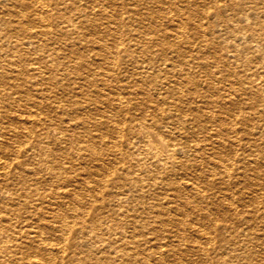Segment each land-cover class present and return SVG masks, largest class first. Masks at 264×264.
Instances as JSON below:
<instances>
[{
  "label": "bare ground",
  "instance_id": "6f19581e",
  "mask_svg": "<svg viewBox=\"0 0 264 264\" xmlns=\"http://www.w3.org/2000/svg\"><path fill=\"white\" fill-rule=\"evenodd\" d=\"M101 1L90 0L84 6L78 0H0V49L5 50L0 54V87L23 93L25 83L50 84V135L45 126L32 129L37 122L32 118L26 134L12 122L0 131L3 150L24 142L10 160L0 157L1 173L7 176L17 168L19 184L28 185L18 190L23 206L50 209V217L59 224L43 226L58 230L68 244L63 256L51 248L55 243L47 247L52 242L42 232L31 234L35 251L48 253L34 257L43 258L41 264H57V259L66 264H264V253L255 257L246 252L235 229L246 209L244 178L264 177L262 160L256 157L264 142L252 136L243 140L236 125L238 118L242 122L239 95L218 86L230 79L227 74L238 73L236 59L251 61L258 54L264 60V0H182L181 8L157 4L156 13H163L174 26L173 37L162 38L136 29L124 38L103 23L93 31L98 34H89L81 14L115 16ZM115 1L125 0H106ZM126 1L130 18L138 12L135 4L145 0ZM42 11L56 20L63 34L70 22L80 39L78 46L45 47L36 39L37 32L25 31L22 17L31 20L35 15L39 25L49 21ZM155 11L148 8L146 16L154 18ZM222 43L228 48L227 62L222 60ZM17 61L22 67L13 71ZM259 91L254 92L253 104L264 100ZM8 93H3L5 100L12 99ZM232 108L227 123L225 115ZM18 153L38 155L37 167L30 170ZM225 178H234L237 185L230 199L219 186L208 193L207 185ZM1 203L14 204L0 197ZM5 213L0 209V241L6 230L13 232ZM84 213L90 216L86 229L77 223ZM256 213L262 216L264 209H255L252 217ZM69 217L75 222L70 224ZM148 225L151 231L144 236L142 226ZM93 228L99 230L101 241L93 253L84 249L92 253L86 254L75 238ZM258 238L264 244V238ZM20 252L19 258H12L33 260L27 250Z\"/></svg>",
  "mask_w": 264,
  "mask_h": 264
},
{
  "label": "rangeland",
  "instance_id": "374dc122",
  "mask_svg": "<svg viewBox=\"0 0 264 264\" xmlns=\"http://www.w3.org/2000/svg\"><path fill=\"white\" fill-rule=\"evenodd\" d=\"M46 1H50V0H46ZM88 1H90V0H78V2H80L84 6L87 3H88V5L90 4V2H88ZM99 1L102 2L101 0H99ZM103 1L105 2V7L106 8L108 7L107 8L108 11L114 12L115 16L114 15L109 16V17L105 16L106 17L105 18L98 13H95V14L89 13V16H83V14L80 13L81 14L80 20H81L83 26L85 27L84 30H86V32H89V34L90 33L91 34H94V33L98 34L99 31H97V32H93V31L100 29L98 27V24L103 23L105 25H109V27H112V30H114L115 32H118V34L119 35L121 34V36L124 38H125V36H127V34L129 32H134L132 29H134V30L136 29V31H139L141 33L142 32L149 33V35L151 34L154 37L160 36L162 38L161 35H166V34L169 35L170 37H173V36H171L170 33H173V27L174 26L172 25V23H170L167 16L163 15V13H160V12H159V14H157L155 10L158 7L157 4L164 3L165 6L168 4H172L175 7L179 5L178 8H181L182 7L181 5H183V3H184V1H182V0H176V1H174V0H145L144 2L135 4L134 7L137 8L139 13L138 12L130 13V18H129V16H127V12L125 11V9L128 5V3H126L127 2L126 0H125L126 2L123 1L122 3L120 1H115L114 3H108V2H106V0H103ZM176 2H179V3H176ZM98 5H99V3H98ZM103 5H104V3H103ZM204 6L207 7L208 10H211V6L209 5V3L208 4L205 3ZM204 6L201 5V7H204ZM31 8L33 10L34 6H31L30 9ZM148 8L151 10H154L155 13L157 14L154 18L146 16L145 12L148 10ZM120 9H122V10H120ZM180 11H178V13L183 12V11H181V12ZM42 12H43V15H46V17L49 18V21L44 23L46 26L45 25H39L40 23L37 21V18L35 17V15H32L31 20H28V18H26V17H22V25L27 27L25 31L37 32L36 39L38 38L40 45L45 46V47L46 46L49 47L52 45L64 47L68 44H76V46H78L77 44L80 43V39L75 34L76 30L74 28L73 29L71 28L72 24L70 22H69L68 27H67L68 28L67 32L65 34H63L64 32L61 33L60 30L58 29V26L56 24V20L54 21V19H51L48 16V14L46 13V11H42ZM167 15H168V13H167ZM171 15L176 17L175 12L172 13ZM152 23H155V26L151 27ZM90 25H95V26H93L94 28H91L92 26H90ZM1 31L2 30L0 29V34L2 33ZM25 31H22V33H24ZM219 48L221 49L220 52H222V54H221L222 60L223 61H226V60L229 61V59H225V57H227L226 50L228 48L224 49V43H222V45H220ZM7 52H8L7 54L12 53V51H8V50H7ZM2 53L5 54V50L0 49V54L3 56ZM11 57L13 60L16 59L15 55H12ZM229 58H231V57H229ZM223 61H221V63ZM226 62H224V63H226ZM233 62H234L233 66L238 65V66H236L238 73L236 75L233 73L227 74L225 77H228L230 79H227V80L223 79L222 82L218 83V86H220V85H221V87L226 86L230 90H236V92L238 93L237 95H239V101L241 104V108L243 110V111H241L242 112V114H241L242 115V120H241L242 122H240V118H238L239 122H237L236 125H237L238 129L240 130L242 137H244L243 140H247L248 137L252 136V137H257L258 140L264 142V100H260L256 104H253V102H252L254 92L256 90H258V91L260 90L259 92H260V95L262 97L264 95V72H263L264 71V60L261 57H259L258 54H255L251 58V61H240L239 59H236V61H233ZM16 63H17V65L12 64V66H11L13 71L22 67V63L20 61H17ZM3 66H5V65H3ZM1 70H2V67L0 66V71ZM29 84L30 83L24 84V87L27 88V90H26L27 92L25 91L23 93H19L18 90L15 88H6V85H5V87H0V131L5 130L9 124V122H12V125H17V123L19 124L17 126L20 127L21 134H26L28 132V130L26 128L29 129V127H27L28 126V120L32 118V119L37 120L36 126L35 127L33 126L32 129H34V128L35 129H43L41 127L45 126L43 130L45 132H47V128H46L48 126L47 118H48V115H50V113H51V108L48 106L49 99H50L49 98V92H48L50 84L47 82V80H43V81L37 80L36 84H34V85H31V84L29 85ZM5 90H7L9 92L8 95H11L12 99L9 98V99L5 100V98H3V93L5 92ZM241 92H242V94H241ZM9 100H12V102ZM9 103H10V105H9ZM37 104H38V106H37ZM24 107H26V108H24ZM233 110H234V108L231 109L230 113H227L225 115L227 123L230 122L229 121V119H230L229 115L231 116L234 114ZM32 111L34 112V114L32 113ZM38 111H40V112H38ZM19 112H22L23 113L22 115H24V116H20ZM25 113H27V114H25ZM29 113L32 114V117L28 115ZM39 113H40V115H39ZM40 118L45 120L44 124L41 123ZM4 135H5V133H4ZM0 138L2 139L4 137H0ZM23 143H24L23 139L20 142H14L13 144H11L8 147L9 150L5 149L6 151L3 150L2 148H0V157L2 158V160H4V158H5V160H7V159L10 160L11 157H13L12 153H15V149L19 148V145L23 144ZM18 154L20 155L19 158L20 159L22 158V161L23 160L26 161L25 165H26V167L30 168V170L32 169V166L37 167L38 155L27 156V155H21V153H18ZM256 157L257 158L259 157L262 160L261 163H262V167L264 168V149L262 151L261 150L258 151V153L256 154ZM46 158H52V154L46 153ZM85 165H88V163H85ZM11 172H12V174L9 173V175L6 176L5 174H2L0 171V193L3 192L2 193L3 196L0 194V197L3 200L7 199V200L11 201L12 204L13 203L15 204V205L13 204L12 207H8V205L3 206V203H1V206H0L2 213L7 211V213H5L6 214L5 215L6 216V222H8L7 225L9 226V228L10 229L12 228V230H13V232L11 234H9V232L6 230L5 232H7V233L4 232L5 233L4 237L2 236V239L0 241L1 242L0 243V264H8V263L14 264L16 261L17 262L15 264H37V263L41 264L40 263L41 260H43V258H45V256L48 255V253L46 251H44L43 249L40 252L35 251V246L32 245V242H31L30 237H29L31 234H35V233L40 234L41 232H42L41 233L42 236L46 237L47 239H49L50 242H52L50 244V246H47V247H51L52 244H54V243L56 244V242L59 243V241H61V243L63 242L62 244L59 243V245H58V243L56 244L58 246V248L60 249L59 251H55V250H57V246L55 244L53 245L54 247L52 246L51 248H54V250L53 249L52 250L54 252H57V254L60 253L63 256H65V254L68 251V244L66 243L67 241L62 239L63 237L61 236V234L59 233L58 230L57 231L56 230L55 231H50V230L47 231L48 229H46L45 226H43L46 224L58 225L59 224L58 220H56L53 217H50L53 213L52 212L49 213L48 210H50V209L46 208L44 205H42L44 207L36 206L33 204L23 206L22 202H23L24 197L19 194L20 191H18V190H20L19 188H21V190L24 188H27L26 186H28V185L19 184V180H21V179L19 178V172H18L17 168L11 170ZM44 177L46 180H49V177L47 175H45V173H44ZM6 179L8 180V182ZM256 182H260L263 185L256 184ZM214 185L215 186L207 185L208 193L216 190V188H218V186H219L220 189L225 191L228 199H230L235 194L236 186H237V185H235L234 178H225V179H223V182H221L220 184H219V182L218 183L215 182ZM45 190H48V189H45ZM45 192H47V191H45ZM249 193H251V194H249ZM230 195H231V197H230ZM243 195H244L245 204H246L243 206V209L244 208H246V209H244V212H242V215H241L242 217H240L241 220L236 219L235 229L237 228L236 231L238 233H241L240 238H241V242H242V245H243L245 251L253 254L255 257H260V255H262V252L264 253V244L261 243V239L258 237L264 238V214L262 216H259V213H256L255 216H253V217H252V214L254 213L255 209H259V210L264 209V177H254L250 174H247L246 177L244 178ZM8 196H10V197H8ZM56 196H58V195H54L53 198H56ZM30 198L33 200L35 198V195L30 196ZM46 198H52V197H51V195L50 196L46 195ZM255 205L257 207H254ZM250 213H251V216H249ZM33 217H34V219H33ZM83 217H84V219H83ZM72 218H74V217H69L70 224H71V222L72 223L75 222V220L72 221ZM10 219H11V221H10ZM31 219H33V220H31ZM89 220H90L89 214L84 213L79 218L77 223L82 224V225L84 224V226H82V227L85 228V222L87 223V221H89ZM25 223L27 225H25ZM56 223H58V224H56ZM21 228H23L22 231H21ZM142 231L144 232V236H148L150 231H151L150 226L149 225L145 226V227L142 226ZM52 232H53V234H52ZM48 233L51 235H45ZM140 238H141V236H140ZM54 240H55V242H54ZM75 241H76V243L79 242L78 246L83 249L82 251H84V249L88 248L90 250L92 249L91 251L93 253V249H95V247H96L95 243H96V245H98L99 242L101 241L100 240V232L97 228H93V230H91V232L88 234H86L85 232L84 233H82V232L78 233V235L75 238ZM23 249L27 250L30 255H33V257H32L33 260L28 262V261H25V260L22 261L19 259L15 260L12 258V257L19 258V256H21L20 251H22ZM64 249H65V251H64ZM84 253H86V251H84ZM92 253L90 251H87L86 254H92ZM34 256H36V257L39 256V257H43V258H36ZM64 260L65 259H61V262H60V259H57L56 263L57 264H66V262ZM85 264H92V263L90 261H87Z\"/></svg>",
  "mask_w": 264,
  "mask_h": 264
}]
</instances>
